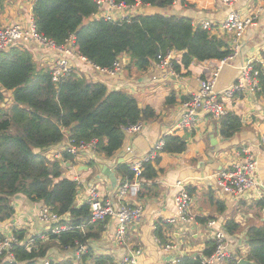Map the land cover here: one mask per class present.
<instances>
[{"label":"trees","instance_id":"16d2710c","mask_svg":"<svg viewBox=\"0 0 264 264\" xmlns=\"http://www.w3.org/2000/svg\"><path fill=\"white\" fill-rule=\"evenodd\" d=\"M5 0H0V8ZM133 5L136 2L159 9L170 7L174 0H112ZM96 0H34L31 17L35 30L57 45L64 44L74 35L75 51L100 68H109L114 60L125 53L130 66L145 71L159 54L174 50L181 52V65L193 62L222 61L231 56L232 49L220 37L192 23L191 19L163 12L134 14L116 21L92 19L98 12ZM178 70V65L173 64ZM259 85L264 91V74L259 75ZM11 93L9 107H0V221L11 218L13 196L21 194L30 201H37L57 215H68L71 229L58 234L44 233L31 237L30 245H13L12 261L0 256V264H40L50 255L52 247L58 250L86 246L97 240L106 220L90 222L87 203L75 205L78 184L63 176L64 166L58 160H49L44 151L65 139L77 143L96 140L95 152L111 157L124 141L123 128L136 122L155 117L150 107L140 108L135 96L123 90H109L101 82L86 79L71 71L57 83L49 70L38 68L28 50L12 46L0 51V103L5 94ZM172 103L173 98H167ZM219 134L230 138L242 127V121L233 112L218 119ZM160 153H181L186 148L183 136L169 134L162 137ZM153 162H146L140 175L141 189L137 198L156 194L155 180L158 170ZM65 161L71 156L63 153ZM94 166V161L88 163ZM115 171L119 180L131 179L127 163H118ZM119 181V182H120ZM260 210L264 198L255 201ZM201 222L204 219H198ZM233 219L225 222L228 234L237 230ZM19 240L25 239L22 230L13 229ZM157 235L164 240L162 226L157 224ZM3 234L0 233V240ZM202 256L210 255L214 241H208ZM245 254L224 264H264V222L251 224L245 233ZM91 252L80 258L84 264ZM49 264H76L64 257ZM93 264H118L108 255L93 257ZM177 264H201L200 256H182Z\"/></svg>","mask_w":264,"mask_h":264},{"label":"crops","instance_id":"0c3cea01","mask_svg":"<svg viewBox=\"0 0 264 264\" xmlns=\"http://www.w3.org/2000/svg\"><path fill=\"white\" fill-rule=\"evenodd\" d=\"M33 1L5 0L0 8V26L16 23L27 27L32 21ZM259 6L264 8V3L259 4L258 0H237L231 7L243 14H256V10L258 12L255 25L249 27L236 41L232 35L219 29L211 31V34L222 38L232 49L231 56L224 61L193 62L183 67L181 52L175 53L174 62L178 65V70L173 77H163L161 80L162 72L152 63L145 71L139 72L130 66L127 54L120 55L125 66L116 77L95 72L89 65L72 59L74 70L86 79L101 82L109 90H123L135 96L140 108L148 106L155 114L154 118L141 121L142 127L138 133L125 136L123 144L113 156L107 157L95 152L94 157L81 158L70 165H63V176L72 179V175H77L81 183L77 188L75 205L85 203L91 188L101 196L115 197L114 191L120 181L115 171L118 159L125 158L132 152V157L121 162L130 164V160L145 155L153 143L165 135L176 134L183 136L186 141V148L181 153H160V160L154 164L158 170L156 194L129 200L133 204L138 200L143 211L139 221L127 225L122 243L116 242L114 238L115 220L106 219L99 238L90 240L86 245V252H91L93 257L108 255L114 262L123 264L125 257L138 250L139 254L135 255L137 264H174L172 261H178L182 256H202L207 242L212 240L210 230L205 225L209 219L217 221L223 229L225 222L233 219L238 228L231 234L224 229L227 247L235 255L237 251L245 254L246 230L251 224L264 222L263 209L260 210L255 205L256 192L252 193V198H249L251 194L249 197L233 198L223 193L217 187L216 174L235 162L244 161V154L240 152L241 149H248L258 163L256 181L263 188L260 190H263L264 198V91L256 94L240 92L232 97L219 93L227 112L235 113L242 121L239 132L230 138L220 136L218 120L208 114H200L191 130H179L176 133H171L170 130L179 119L181 100L198 88L200 80L209 78L217 66H221L215 85L217 91L235 82L238 67L250 58L262 62L264 73V9L258 11ZM140 10L144 14L163 12L185 16L197 25L202 20H211L214 24L221 22L230 8L220 0H174L166 9L141 5ZM138 12L130 10L131 14ZM25 50L32 54L36 65L43 64L49 70L52 52L34 42L27 44ZM152 76L157 80H153ZM7 93L10 103L11 93ZM169 97L174 99L172 103H167ZM126 147H130L131 151L127 152ZM90 161H94V166L88 165ZM100 165H107L114 171L117 179L115 187H112L107 177L100 174ZM177 181L183 184L192 197L190 212L193 222L183 223L178 220L173 202L179 188L175 186ZM11 204L14 214L11 218L0 221V233L12 232L13 229L24 231L26 237L46 233V224L38 217L43 203L30 201L18 194L12 197ZM157 224L162 226L164 240L156 233ZM166 245L170 248H166ZM54 249L56 248H51L50 254ZM75 250L76 248H68L66 252L72 257L75 256ZM93 257H89L87 262Z\"/></svg>","mask_w":264,"mask_h":264},{"label":"built area","instance_id":"2783aa9c","mask_svg":"<svg viewBox=\"0 0 264 264\" xmlns=\"http://www.w3.org/2000/svg\"><path fill=\"white\" fill-rule=\"evenodd\" d=\"M220 1L222 4L230 8L226 17L217 24H214L211 20H202L197 25L210 32L219 29L223 33L232 35L234 41H236L244 35L249 27L255 25L258 12L256 10V14H253V12L243 14L231 8L237 0ZM96 2L99 5L98 12L91 17V20L104 18L106 20L116 21L126 19L134 14H144L140 10V6L145 4H141L140 2H136L133 5L115 3L112 0H96ZM258 2L259 4H263L264 0H258ZM131 9H135L139 12L131 14ZM263 9L262 6H259L258 11ZM30 42H34L41 48L52 52L53 56L50 59L49 72L52 81L55 83L74 70L72 64L73 58L82 64L89 65L93 71L110 77L118 76L125 66V61L121 56H118L109 68L95 66L86 57L75 51L74 35H71L64 44L57 45L49 38L39 34L35 30L32 21H30L27 27H23L16 23L0 26V51L6 50L12 46L25 50L27 44ZM175 53L179 52L171 50L164 55L159 54L152 62L154 67L162 72L161 80L163 77H173L177 75L176 70L173 67V64L175 63L174 59L176 57ZM262 66V62L250 58L238 67L235 82L226 86L221 91L215 89L221 67L220 65L217 66L209 78L200 80L198 88L188 94L185 99L181 100L179 119L171 128L170 132L176 133L179 130L193 129L200 114H208L217 120L224 116L227 113V110L219 98V93H222L227 97H232L235 93L240 92L250 94L259 93L261 91L259 75L261 72L263 73ZM152 79L157 80L155 76H152ZM141 127L142 122H136L125 126L123 128L124 137L138 133L141 130ZM95 146L96 140L94 139L88 142L80 141L77 143L72 140H66V142L58 144V146L51 150L46 149L44 155L49 160H58L62 165L65 163L70 165L81 158L87 157L89 159L94 157ZM162 146L163 138L161 137L153 143L151 149L145 155L130 160V164L128 165L133 176L131 179H123L117 184L114 191L115 197L101 196L94 188L89 190L85 203L89 206L90 222L104 221L106 219L115 220L114 238L118 243H122L126 234L127 225L139 221L142 215V204L138 202V200H136L134 204L129 202V200L137 199V195L141 189L140 175L144 163L153 162L159 155ZM126 151L130 152L131 148L126 147ZM63 153L70 155L71 161H65ZM240 153L244 154V161L235 162L231 166L221 169L216 174L217 187L223 193L230 195L233 198L249 197L250 194L251 196L249 198H252V193L256 192L254 199H261L263 198V190L260 189L263 188H261L256 181L257 160L248 149H241ZM72 180L76 181L78 186H80L81 183L77 175H72ZM175 186L179 187L173 201L178 220L183 223L193 222V215L190 212L192 197L180 181H177ZM38 217L46 224V232L58 234L62 231H68L71 229V227L65 223L68 221L67 214L62 216L57 215L45 205L41 207ZM170 221L174 222V219H171ZM205 225L210 230L215 248L210 255L200 256L201 264H219L225 260L235 258L236 255L227 247L226 232L218 225L217 221L209 219L205 222ZM32 236L19 240L11 231L3 233V238L0 240V256H3V259L12 261L13 256L10 253L12 246H28L32 242ZM40 236L42 239H46L45 235ZM165 247L170 248L169 245H166ZM85 251L86 246L76 248V258H79ZM137 254H139L138 250L125 257L122 263L137 264L135 257ZM49 261L50 259L47 258L41 261L40 264H49ZM176 262L177 260L172 261L174 264H176Z\"/></svg>","mask_w":264,"mask_h":264},{"label":"rangeland","instance_id":"374dc122","mask_svg":"<svg viewBox=\"0 0 264 264\" xmlns=\"http://www.w3.org/2000/svg\"><path fill=\"white\" fill-rule=\"evenodd\" d=\"M103 1H107V0H103ZM37 67H42V69H45L46 66H43V64H37ZM8 93L5 94V99L2 103H0V107L4 108H8L9 107V102H8ZM55 248V247H52ZM69 252H66V250H58L57 248L52 250L51 254L48 256V259H54V260H60L64 257H68L70 259H72L76 264H84V261L82 258H76L75 256L70 257V254H68ZM93 260V259H92ZM89 260L87 262L86 260V264H93V261Z\"/></svg>","mask_w":264,"mask_h":264},{"label":"water","instance_id":"95a60500","mask_svg":"<svg viewBox=\"0 0 264 264\" xmlns=\"http://www.w3.org/2000/svg\"><path fill=\"white\" fill-rule=\"evenodd\" d=\"M211 61H212V60H211ZM132 156H133V154H132V152H131V153H129V154L127 155V157L118 159L117 162H118V163L125 162L128 158H130V157H132ZM99 167H100V174H102L103 176L107 177V178L109 179V181H110L112 187H115L116 184H117V179H116V177H115V175H114V171H113L110 167H108L107 165H100ZM99 176H100V175H98V177H99ZM263 213H264V207H263ZM248 262H249V261H247V260L244 259V258H239V259H238V263H239V264H246V263H248Z\"/></svg>","mask_w":264,"mask_h":264}]
</instances>
